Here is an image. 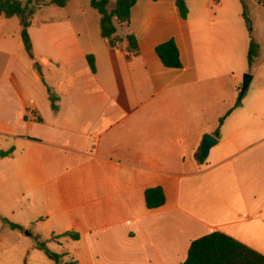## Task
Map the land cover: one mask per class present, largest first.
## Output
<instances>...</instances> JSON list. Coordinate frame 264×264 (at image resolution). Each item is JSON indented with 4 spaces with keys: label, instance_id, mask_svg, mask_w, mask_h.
<instances>
[{
    "label": "crops",
    "instance_id": "1",
    "mask_svg": "<svg viewBox=\"0 0 264 264\" xmlns=\"http://www.w3.org/2000/svg\"><path fill=\"white\" fill-rule=\"evenodd\" d=\"M116 1L109 0V11ZM70 3L37 23L35 36L34 24L28 30L43 74L55 73L57 111L21 31L5 36L10 19L0 15L6 62L0 78L12 86L0 84V138L15 148L0 160V188L16 181L0 191V216L20 212L30 225L43 226L51 243L67 246L63 255L71 260L63 264H183L192 242L217 231L258 251L255 233L264 236L263 40L247 68V40L232 3L212 0L216 9L203 3L197 18L189 11L183 19L176 0H137L129 22L114 20L113 48L101 36L100 15L95 19L80 2L68 11ZM130 34L136 55L128 52ZM170 39L181 69L166 68L156 54ZM255 67L254 95L245 103L240 78ZM29 82L42 84L44 102L43 118L37 107L31 121ZM35 126L43 131L36 134ZM206 134L218 143L199 164ZM155 187L163 189L165 204L150 210L145 191ZM16 200L19 206H10ZM67 232L79 238L61 237Z\"/></svg>",
    "mask_w": 264,
    "mask_h": 264
},
{
    "label": "trees",
    "instance_id": "2",
    "mask_svg": "<svg viewBox=\"0 0 264 264\" xmlns=\"http://www.w3.org/2000/svg\"><path fill=\"white\" fill-rule=\"evenodd\" d=\"M36 0H30L33 2ZM69 0H53L52 3L57 4L59 7H64ZM158 1V0H153ZM137 0H117L115 8L111 11L108 10L109 0H91L90 6L95 9L101 19V36L109 40L110 46L115 48L118 44V38L116 36L117 28L114 20L119 22H129L131 9L135 6ZM176 6L183 19H187L189 15V8L185 0H176ZM28 6H24L20 0H0V15H4L6 18H12L18 16L22 21V41L24 49L29 58L34 62L35 68L40 72L41 66L35 60L33 52V44L28 32L30 27V21L28 18ZM243 18L247 25L248 32L252 35V21L248 14V9L243 4ZM128 43V52L137 54L139 51L138 42L133 34L126 36ZM156 54L161 60V63L170 69H181V59L179 49L174 39H170L155 48ZM259 55V45L256 43L253 37H251L250 47L248 51V65L251 67L255 59ZM87 62L91 71L95 72L94 57L87 56ZM42 82H45L42 79ZM242 87V86H241ZM241 87L239 91H241ZM49 99L51 101V107L53 111H57L58 107L56 102L59 101V97L52 93L47 87ZM240 94V93H239ZM241 101L238 100L235 108L240 106ZM231 112V111H230ZM229 114V113H228ZM225 117L220 120V126L223 123ZM215 135L219 137L220 127L217 128ZM15 151L14 147L8 150H0V160L11 156ZM199 164L203 163L205 159L202 157L201 151L198 154ZM145 203L146 207L150 210L161 208L165 204V194L161 187L150 188L145 191ZM12 229H22L21 226L13 223H9ZM61 237H70L73 240H77L79 235L76 233L67 232L61 235ZM42 249L47 256L53 260L56 264L62 262L63 256L53 253L47 248L45 244L38 246ZM183 264H264V255L255 251L242 242L228 236L222 232H214L206 235L192 242L186 261Z\"/></svg>",
    "mask_w": 264,
    "mask_h": 264
},
{
    "label": "rangeland",
    "instance_id": "3",
    "mask_svg": "<svg viewBox=\"0 0 264 264\" xmlns=\"http://www.w3.org/2000/svg\"><path fill=\"white\" fill-rule=\"evenodd\" d=\"M24 6H28V18L30 21V24H34L35 26L31 29L33 35L35 36V32L37 30L36 24L41 23L43 21L44 17H56V13L59 11V6L55 3H52L53 0H36L33 2H30V0H20ZM71 3L69 4L68 11H71L72 5L74 2H80L82 4L86 5V8L88 10V13L92 15L95 19L99 17L98 12L93 9L90 6L91 0H69ZM68 1V2H69ZM67 2V3H68ZM188 2V7L190 11V15L192 19H195L198 17V14L200 12L201 7H203V3L207 4V7L210 11V8H215L214 5H212V0H186ZM233 4V8L236 14H238V24H240L244 36L247 40V55L250 47V41L251 37L253 36L254 40L258 44L259 41L263 40L264 42V35L260 34V25L263 21L262 15H264V0H227V6L229 4ZM243 4L247 6L249 17L252 21V27H253V35L250 36V33L248 32L247 25L245 23V20L243 18ZM216 9V8H215ZM10 19V22H8L7 30L5 31V36H11L15 35L17 30L19 32L21 31V38H22V21L21 18L18 16L8 18ZM31 27V25H30ZM29 27V28H30ZM29 30V29H28ZM11 42L14 44L15 41H12L10 39V45L7 48V51L11 52L14 47H11ZM259 45V44H258ZM15 46V45H14ZM127 43L123 42V47L126 48ZM263 57H264V49H263ZM10 55V53H8ZM7 55V58H8ZM19 58V54L17 56ZM245 67L248 68V56L244 59ZM6 62H4V59L0 57V77H1V71L5 67ZM252 72H258L259 68H249L248 72L250 75H252ZM39 74L43 78L44 76V82L45 85L51 90L52 93L55 94L56 90V79H55V73L54 72H46L43 74V66L40 68ZM246 73H244L240 78V83H243V77ZM256 82V81H255ZM0 84L4 85L5 89H12V86L7 84V81L4 83L3 79L0 78ZM29 86L26 88L27 91V99L28 100H34L36 107H38V110L43 118V89L42 84H36L35 82H29ZM246 95L243 96L241 100H243L245 103L248 102L251 97L254 95V87H250L248 91L245 93ZM37 110V112H38ZM10 120H12L15 124H17V121L19 119V116H16V111H11L9 113ZM28 120V119H26ZM35 120V118H34ZM38 122V121H37ZM36 128V134L38 132L43 131V128H39L38 126H35ZM13 147L12 143L4 140L3 138H0V150H7L9 148ZM7 185L12 186L13 188L16 187V181L10 180L9 182H6V184L2 185L0 188V191L2 189L4 192H7L8 190L5 189ZM4 186V188H3ZM9 188V187H8ZM20 200H16L15 202H12L10 206H19ZM27 218L25 215L21 214L20 212H17L15 216H11L8 218H4L0 216V264H56L53 260H51L47 254L40 249L38 246L41 244H45L49 250H51L53 253L58 255H63L67 251V246H58V244L51 243L47 239V232H43V226L35 227L34 225H30L27 222ZM9 223L17 224L22 227V229H12L9 225ZM256 237L254 240V244L256 245L257 252H260L264 255V236L263 234H257L255 233ZM253 249V248H252ZM70 255L63 256L62 262L60 264H63V262H69Z\"/></svg>",
    "mask_w": 264,
    "mask_h": 264
},
{
    "label": "water",
    "instance_id": "4",
    "mask_svg": "<svg viewBox=\"0 0 264 264\" xmlns=\"http://www.w3.org/2000/svg\"><path fill=\"white\" fill-rule=\"evenodd\" d=\"M252 81V75L249 73H246L243 77V83L241 87V91L239 94V99L241 100L245 93L247 92L249 85ZM218 143V139L210 134H206L203 137L202 145H201V151H202V157L207 158L209 155V152L213 146H215Z\"/></svg>",
    "mask_w": 264,
    "mask_h": 264
},
{
    "label": "built area",
    "instance_id": "5",
    "mask_svg": "<svg viewBox=\"0 0 264 264\" xmlns=\"http://www.w3.org/2000/svg\"><path fill=\"white\" fill-rule=\"evenodd\" d=\"M36 116H37V110H36V107L34 106V102L31 101L30 105L28 107V110L26 112V117H27L28 121H31Z\"/></svg>",
    "mask_w": 264,
    "mask_h": 264
}]
</instances>
